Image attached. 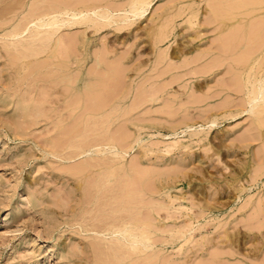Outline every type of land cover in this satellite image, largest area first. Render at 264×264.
<instances>
[{"label":"rangeland","instance_id":"obj_1","mask_svg":"<svg viewBox=\"0 0 264 264\" xmlns=\"http://www.w3.org/2000/svg\"><path fill=\"white\" fill-rule=\"evenodd\" d=\"M144 1L0 0V264H264V0Z\"/></svg>","mask_w":264,"mask_h":264},{"label":"bare ground","instance_id":"obj_2","mask_svg":"<svg viewBox=\"0 0 264 264\" xmlns=\"http://www.w3.org/2000/svg\"><path fill=\"white\" fill-rule=\"evenodd\" d=\"M240 1V0H239ZM251 1V0H250ZM256 1V0H255ZM244 2H246V0L244 1ZM248 2V5H250L252 2H254V1H252V2H249V1H247ZM255 3V2H254ZM253 3V4H254ZM259 3H261V2H259ZM144 4H146V1H144V0H135V5H134V8H133V11L134 12H136V13H140V10H141V8H142V6L144 5ZM253 4H251V5H253ZM258 4V3H257ZM256 4V5H257ZM247 5V4H246ZM247 5V6H248ZM259 5H261V4H259ZM258 5V6H259ZM231 6V5H230ZM229 6V7H230ZM239 6V5H238ZM264 6V5H263ZM233 7V6H232ZM250 7V6H249ZM231 8V7H230ZM229 8V9H230ZM237 8V7H236ZM257 8V7H256ZM260 8V7H259ZM241 9V8H240ZM239 9V10H240ZM244 9V8H243ZM234 10H235V8H234ZM228 11V10H227ZM233 11V10H232ZM253 11V10H252ZM259 11V10H258ZM230 12V11H229ZM249 12H250V10H249ZM225 13H226V11H225ZM224 13V14H225ZM247 13V12H246ZM230 15V14H229ZM237 15V14H236ZM246 15V14H245ZM232 16V15H231ZM227 17V16H226ZM230 17V16H229ZM232 20V19H231ZM239 27H242V26H239ZM238 27V28H239ZM240 31V30H239ZM239 31H236L237 33L239 32ZM251 33V32H250ZM249 33V34H250ZM235 34V33H234ZM234 36V35H233ZM234 38V37H233ZM229 42V41H228ZM231 43H232V41H231ZM224 46H225V44H224ZM42 53V52H41ZM43 54V53H42ZM24 56V55H23ZM26 57V56H25ZM54 58V57H53ZM251 78H252V76H251ZM256 78V77H255ZM254 81H256L257 80V78H256V80L255 79H253ZM252 82L251 81V79L250 78H248V80H247V87H248V85L249 84H251L252 83V85L251 86H253V87H255V88H253V89H251V91L252 92H250L251 93V95L253 94V96H250V98H249V102L248 103H250V104H252V103H254V102H258V101H260V99L262 100V104L264 103V80H261L260 79V81H259V79L257 80V82H256V84H255V82ZM259 81V82H258ZM253 83L256 85H253ZM243 85V84H242ZM255 89V93H253V90ZM256 105V104H255ZM252 108V107H251ZM255 108H256V110H257V107L255 106L254 107V110H255ZM260 108V107H259ZM263 111H264V109H263ZM252 112V111H251ZM264 113V112H263ZM262 113L260 112V115H261ZM262 116V115H261ZM258 118V117H257ZM260 120H261V118H260ZM214 121V120H213ZM262 121L264 122V117H263V119H262ZM262 123V122H261ZM262 125H264V123L262 124ZM236 188V187H235ZM238 189V188H237ZM131 224V223H130ZM122 224H120V226H121ZM124 225V224H123ZM126 225H128V224H126ZM125 225V226H126ZM120 226H119V229H117L115 232H117V233H123V234H127V236H128V240H129V242H130V244H131V246L133 247V249H135V247L139 244V243H141L142 242V239L143 238H145L147 241H149L150 240V237H148L145 233H139L136 229H132L131 231H126L125 229H120ZM127 227V226H126ZM124 228V227H123ZM112 229V228H111ZM110 230V229H109ZM106 232V231H105ZM112 232V231H111ZM107 233V232H106ZM225 238H226V241H232L233 240V235L232 234H230L229 233V231L228 232H226V235H225ZM143 244V243H142ZM131 247V248H132ZM133 253V252H132Z\"/></svg>","mask_w":264,"mask_h":264}]
</instances>
